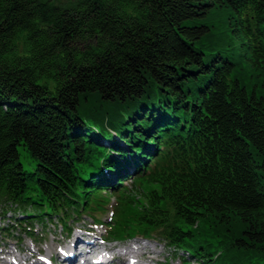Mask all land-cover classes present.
I'll use <instances>...</instances> for the list:
<instances>
[{"label": "trees", "instance_id": "1", "mask_svg": "<svg viewBox=\"0 0 264 264\" xmlns=\"http://www.w3.org/2000/svg\"><path fill=\"white\" fill-rule=\"evenodd\" d=\"M261 87L264 0H0V211L264 264Z\"/></svg>", "mask_w": 264, "mask_h": 264}, {"label": "rangeland", "instance_id": "2", "mask_svg": "<svg viewBox=\"0 0 264 264\" xmlns=\"http://www.w3.org/2000/svg\"><path fill=\"white\" fill-rule=\"evenodd\" d=\"M47 2V0H44ZM53 5H58V6H71L72 4H75L77 0H49ZM227 24L230 23V16L229 14H226L225 17L223 18V22H227ZM235 36V35H232ZM216 40H219V42H224L227 44V38L221 34L217 35ZM232 43L235 46L240 45L239 41L235 40L234 37H232ZM21 48V45H19ZM240 73H241V78L243 84L248 86V88L251 90V88L254 85H261L262 81L258 80V74L252 70L249 66V63L245 58L241 60V68H240ZM260 89L261 92L264 91V88L261 87ZM118 108L113 109V114L111 115H116L118 114ZM19 161L21 162L22 166L29 171H32L33 165L35 163L32 162V159L30 155L26 152L21 150L19 148ZM126 185H130V181L126 183ZM112 200L115 201L114 198ZM3 209V211H0V228L2 226H7V225H13L14 227L11 229L12 235H8L7 232H3L0 230V236L2 239H0V249H5L7 251H13L16 248H20L23 250V252L20 253L22 257L28 256L29 252L31 251H37L38 248L42 252V256H39L37 254L34 255V259L36 257H42L43 259L47 258V255L50 253L55 254L53 252L54 248L56 249L58 247V243H62L64 236H65V230L62 228L60 225L56 223L55 218H52L51 221L48 220H43V223H41L39 220H36L33 218V220H29V223L31 221V227L32 229H36L37 233L39 234L36 237L34 236L33 239H30L24 232L23 229H21V226L19 225V222L23 223V226H28V222L22 221V212L21 213H16L14 211H6ZM14 216L18 217V220H16L17 223H15ZM101 217L103 220H107L109 218L108 212L103 214V215H97V218L99 219ZM21 218V219H19ZM74 230L71 232L70 238L74 237L76 233H83V231H93L96 232V235L98 236L99 233H101L102 227L99 226H94L92 223L91 218H88L84 216V219H80L79 221H75L73 223ZM9 237V238H8ZM141 237L136 236L133 238H130L128 240H122V241H117L113 243H109V246H116L119 249L122 245L130 244V243H135V242H140L141 240L139 239ZM70 239V241H71ZM39 241L40 244H38L36 247L33 246V243ZM58 241V242H55ZM144 243H147L148 245L152 246L155 251L157 252L156 258H157V263L155 264H182L181 261V253L180 252H173L171 249H168L164 243L157 235H152V237H148V242L141 241ZM107 244V243H106ZM104 244V245H106ZM49 249V252L47 251ZM138 256L135 255V258ZM188 264H197L196 262L193 261V258L187 257ZM33 259V260H34ZM191 260V261H190ZM136 261V259H135ZM135 264H153L152 262L150 263L149 261H136Z\"/></svg>", "mask_w": 264, "mask_h": 264}, {"label": "bare ground", "instance_id": "3", "mask_svg": "<svg viewBox=\"0 0 264 264\" xmlns=\"http://www.w3.org/2000/svg\"><path fill=\"white\" fill-rule=\"evenodd\" d=\"M52 218V217H51ZM55 218V217H53ZM15 220H18L17 216H14ZM20 219V218H19ZM79 221V220H75ZM96 234L94 233V237ZM89 234L76 233L72 239L70 236H65L62 243H58V247L63 248L64 250H58V247L53 252H56V256L52 257V259H61V256H65V253L71 252L74 254V258L80 253L79 247L83 246L87 248V254L92 257V260H95L93 264H125L123 261L127 259V257L138 254L139 258L144 259L145 261L152 262L153 264L157 263V252L155 249L148 244H141L137 242L139 246H136L135 243H130L126 245H122L119 249L116 246H109L103 242H100L96 239H100L102 237V233L96 236V239ZM71 239V241H70ZM58 242V241H55ZM101 250H106L101 253ZM138 250V251H137ZM49 252V249L47 250ZM64 251V252H63ZM34 254H42V252L38 249L37 251H30L29 255L34 259ZM52 254V253H50ZM28 256L21 257L19 253V248H16L13 251H7L5 249H0V264H49L48 259L43 260L37 257L34 260L27 259ZM101 256V257H100ZM50 257V256H49ZM20 259L19 261L16 260ZM51 258V257H50ZM21 259H24L21 261ZM51 261V259H50ZM112 261V262H110Z\"/></svg>", "mask_w": 264, "mask_h": 264}, {"label": "snow or ice", "instance_id": "4", "mask_svg": "<svg viewBox=\"0 0 264 264\" xmlns=\"http://www.w3.org/2000/svg\"><path fill=\"white\" fill-rule=\"evenodd\" d=\"M133 264H134V262H133Z\"/></svg>", "mask_w": 264, "mask_h": 264}]
</instances>
